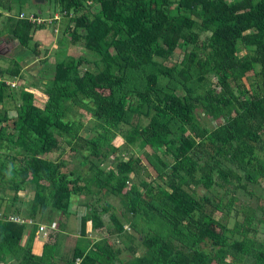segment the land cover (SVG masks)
I'll use <instances>...</instances> for the list:
<instances>
[{"label": "trees", "instance_id": "obj_1", "mask_svg": "<svg viewBox=\"0 0 264 264\" xmlns=\"http://www.w3.org/2000/svg\"><path fill=\"white\" fill-rule=\"evenodd\" d=\"M53 1L65 14L63 32L73 43L82 40L90 56L68 55L59 42L54 66L44 60V71L84 67L65 87L54 76L40 77L47 97L43 109L22 88L16 102V89L0 81V191L12 192L13 203L19 190L34 184L35 224H50L57 214L64 218L72 198L83 197L87 214L81 232L90 222L97 234H123L131 241L124 243L131 258L123 264H264V241L258 237L264 207L258 223L252 211L239 221V210L229 222L233 193L264 180V0H94L96 12L88 6L91 0ZM5 2L11 10L16 0ZM40 28L18 20L10 34L27 49ZM177 51L181 58L173 60ZM11 63L0 67V76L22 77L21 65ZM257 65L258 81L246 87L242 80ZM210 77L216 82L198 95L202 78ZM74 107L101 131L81 135L84 125L73 117ZM200 109L214 127L199 121ZM142 118L147 124L139 128ZM117 136L131 153L112 144ZM55 150L61 151L55 160L43 157ZM66 151L68 160L62 158ZM139 152L160 180L155 192L137 189V183L146 191L154 184L139 181V174H150ZM101 194L117 199V206L94 205L93 196L100 201ZM124 222L137 238L127 235ZM25 231V224L0 216V264H59L33 255L30 243L21 246ZM135 242L145 248L141 255ZM77 259L116 264L117 255L101 237L87 252L76 246L63 264Z\"/></svg>", "mask_w": 264, "mask_h": 264}, {"label": "rangeland", "instance_id": "obj_2", "mask_svg": "<svg viewBox=\"0 0 264 264\" xmlns=\"http://www.w3.org/2000/svg\"><path fill=\"white\" fill-rule=\"evenodd\" d=\"M227 2H230L231 0H226ZM36 2V3H35ZM91 5L88 6H93L92 11L96 12L98 7L95 4V1L91 0ZM15 4H13L12 7H14ZM174 8V6H172ZM15 8V7H14ZM16 11H22V13H24V15L27 17L30 14L33 15H38L39 17L42 18H46V19H50L54 16L55 13H59L58 10V5L56 4V2H54L53 0L50 1H45L44 0H33V3L30 2V0H27V4L23 7H19L16 6L15 8ZM41 12V14H39L38 12ZM64 18V17H62ZM61 18V20H62ZM60 20V21H61ZM46 24H48L46 22ZM57 23H53L51 26H53V28L47 30V32H38L37 34H32V39L30 40L29 46L27 49L23 48L21 49L20 46H17V52H15L17 55L20 54L19 49L22 51L21 54L26 55V57L24 58L25 63H28V67L25 70V74L23 72V76H22V85L24 90L27 91H31L32 94L35 96L34 97V104L39 107V108H43V106L46 103V95L44 96L43 90H44V83L42 81H40V77L41 78H52V76H54V81L56 84H58L59 86L65 87L67 86L79 73V70L84 66L80 67L77 70H67L65 71L62 68H58L56 69L55 73H51L50 71H44V66L42 64V62L44 60L48 61V67L51 68L54 66V55L56 54V52L58 51V47L61 48V46L63 48L66 47V51L68 55H71L73 57H78L80 55H86V56H90L88 55V52H86L85 50V46L83 41H78L77 43H73L72 42V37L70 34H66L63 32L64 30V22H60L59 26L57 25ZM49 25V24H48ZM58 27V28H57ZM55 28L58 29L55 30ZM206 35L202 34L200 35L201 39H204ZM13 37L9 36L5 42H8V47L10 48L11 45L9 43H12ZM62 41L63 45L58 46L59 42ZM35 44V45H34ZM32 50L36 51V54L33 53ZM3 53V51H2ZM10 54H12V61L16 62V63H20L22 61L20 56H16L14 54V52H11ZM244 54V51L241 49V47L239 48L238 51V56H242ZM182 52H176L173 55V60H179L181 58ZM252 55V54H249ZM7 57V56H6ZM8 59V57L6 58V60ZM11 59V57H10ZM23 61V62H24ZM4 63H0V66H2V68L5 66L6 68H8L10 65H8L7 61L5 62L6 65H1ZM22 67V66H21ZM47 67V68H48ZM260 72V67L259 65L256 66V69L253 70L252 72L248 73L243 80H242V84L245 85L246 87H248L249 82H257L258 81V76L257 74ZM7 77V76H6ZM8 79H13L11 77L8 78H4L5 81H9ZM10 84H13V81H9ZM215 78L210 77V79H203L202 78V85L200 87V89H198L197 94L202 96L208 89L209 87H211L214 83H215ZM234 86V85H233ZM256 86V85H255ZM12 89V88H11ZM256 89H258V87L256 86ZM14 99L17 101H19V95H18V91L15 92L14 94ZM15 101L11 100L7 103L6 107L9 108V110H12L14 107ZM1 106H0V111H1ZM201 110V109H200ZM199 110V111H200ZM80 115H79V114ZM73 117L76 118L77 120H79L80 122H82V124L84 125L83 130L81 131V135H83L84 137H92L95 136L96 133H99L101 130L94 129V125L95 122L92 120L91 116L88 115L87 113H85L83 110H79L77 107L73 108ZM13 115V113H12ZM198 119L199 121L204 124V125H209L211 127H214L216 123H214L212 121V119L209 117V115L207 114L206 111L201 110L200 112H198ZM147 118H142L140 119V125L139 128H141L142 126L147 124ZM117 138V139H116ZM112 144L114 145H119L121 146V150L124 151V147H126L124 145V140L121 138V136H117ZM126 149L129 150V153L132 152V148L131 147H126ZM147 152H150V149L147 148L146 150ZM61 151L55 150L50 154L44 155L43 157L50 159V160H55L56 158H58L59 154ZM127 154V153H126ZM125 154V155H126ZM142 152L138 153V156H140L141 160L143 161V165H145V167L148 168V172H150L148 177H145L142 174H139V181H143L144 183H148L150 181H152L154 184L150 185V187H148L147 191L145 189H142L140 186V183H137V189L141 192H155L156 190L159 189L158 184L155 182L159 181V179L156 178V174L151 170V168L149 167V165L147 164V162L145 161V159L143 158V156L141 155ZM71 156V154L66 151L63 155V159L64 160H68V158ZM19 159V155L17 156ZM128 157L125 156V158ZM113 161V156L110 157L107 161V165L108 167H111L113 165L112 163ZM17 167H19L20 163L16 162ZM22 165V164H21ZM86 169V167L84 168ZM67 171L66 169H63V172ZM35 179H32V181H34ZM31 182V181H30ZM161 185H163L165 187L164 183H161ZM26 188V189H25ZM24 192H28L30 194V196H34L35 195V185L34 184H26L24 186ZM246 190V192H245ZM197 194L198 195H202L204 192L201 188H198L197 190ZM252 192V195L250 196V193ZM249 193V194H248ZM103 194V193H102ZM102 194L100 195L102 198V200L100 199V201H96L94 198L95 196H93L92 199V203L96 206H100V208L104 205L105 201H109L110 203H112L114 206H117V199L113 200L111 199V197L109 196H102ZM236 200H235V204L233 207V211H231V220L229 222H232L235 215V211L239 210V214L237 216V219L239 221H241L244 217V212L248 211H252L253 215H254V220L255 223L256 220H261L262 219V207H264V180L260 182L259 186L257 185H247V187L242 190H237L235 193H233ZM9 198L11 199V195L10 193L8 194ZM25 196H27V194L25 193ZM77 198V197H75ZM111 199V200H110ZM81 201V202H80ZM1 202V199H0ZM83 203L84 204V199L83 198H79V202L78 204ZM13 205V203H10V200L6 201L4 203V206H7L8 209L9 207H11ZM220 214L216 215V218H220L219 216ZM103 218V222L104 225L107 226L110 229H113L112 227V223L108 218V215H102ZM71 222H75L70 221L69 219V223ZM125 226H124V230L127 231V235L128 236H134L135 238H137V234L134 233L128 226L127 222H124ZM74 225V224H72ZM229 226H232V224L230 223ZM261 232V231H260ZM68 234L71 232H67ZM106 235V234H105ZM261 235V236H260ZM44 236V235H43ZM261 237V240L264 241V227L263 230L261 232V234L259 233L258 237ZM131 241L127 240L126 237L122 234L120 237H116V236H112L109 238L108 240V245L112 248V250L116 253L117 255V259H116V264H123L121 263V261H129L130 260V252L128 251L127 247L129 246V244ZM124 243L126 245H128L127 247L124 245ZM138 250L136 252L137 255H141L144 251L145 248L139 243V242H135ZM65 255H68V252H65ZM40 257L45 258V256L41 255ZM54 258V257H53ZM53 258H51L52 261ZM45 260H47L45 258ZM65 262L60 261L59 264H63ZM8 264H17L16 262L12 261V262H8Z\"/></svg>", "mask_w": 264, "mask_h": 264}, {"label": "crops", "instance_id": "obj_3", "mask_svg": "<svg viewBox=\"0 0 264 264\" xmlns=\"http://www.w3.org/2000/svg\"><path fill=\"white\" fill-rule=\"evenodd\" d=\"M8 1H13V0H8ZM31 3H33V0H30ZM3 3V4H2ZM1 6H0V31L1 33H3L4 35H2L0 37V53L3 54L1 55V59H0V63H4L1 65H6L5 62L7 61L8 65L12 66L13 63H11L12 61V54H10L11 52H14V54L16 56H20L22 61L19 63L21 66V70H20V76H23L25 74V70L28 67V63H25L24 58L26 57V55L21 54V50L20 54L17 55L15 52H17V46L18 43L16 41V39L13 37L12 43H9L11 45V47H8V42H5L6 39L11 36L10 34V29L13 26V23L18 21V20H27V18L29 17H34V18H38L40 20H45L43 23L40 24H33V26H42V28L40 29H35L34 34H37L38 32H47V30L53 28V26H51L53 23H57L56 26L60 24V22L62 21H53L54 16H57L60 13H55L54 16L50 19H46V18H42L39 17L38 15H33L30 14L29 16H25L24 13H22V11H16L15 8L16 6L19 7H23L27 4V0H16L15 3V8L12 7L11 10L6 9V7L9 5L10 6V2L8 4H6L5 0H2ZM36 3V2H35ZM7 5V6H5ZM13 6V5H11ZM60 12V10H59ZM39 14H41V12H38ZM22 16V17H21ZM12 20V22L10 23V21ZM48 20H52L50 23L48 22ZM28 21V20H27ZM46 22L49 24H46ZM59 23V24H58ZM58 28V27H57ZM55 28V30L58 29ZM12 37V36H11ZM30 43V42H29ZM29 46V44H28ZM21 48V47H20ZM23 49V48H21ZM3 51V53H2ZM8 57V59L6 60V58ZM11 57V59H10ZM24 61V62H23ZM2 67V66H0ZM4 69L6 68L5 66L3 67ZM24 72V74H23ZM7 76V77H6ZM11 77L13 79H8L9 81H13V83L16 84V86L12 89H16L19 90L21 88H23L22 85V77L19 78L18 77H13L9 74H2L0 76V81L5 83V80H3L4 78H8ZM6 84V83H5ZM11 88V87H10ZM27 91V90H25ZM31 92V91H28ZM32 93V92H31ZM44 94V92L42 93ZM45 96V94H44ZM33 97H35L33 95ZM47 99V97H46ZM44 107V106H43ZM43 109V108H41ZM26 189V188H25ZM24 188L22 190H19L16 194L17 199L15 202H13V205L11 207L4 206V203L8 200H10V203L12 204V199H13V193L10 192L9 190H5V191H0V192H4L0 195V216H2L3 214L7 215V218H15L17 219L19 222L17 224H25L26 225V231L23 235L22 238V242H21V246L27 245L28 243H30L31 246V252L33 255L35 256H45V258L47 260H51V258H53V260L57 261L58 263L60 261H64L65 259H68L72 256V253L74 252V249L76 246H81L82 248L85 249V251L87 252L93 243H95L97 240H99V238H107V240H109L110 236L107 235V233H105V231H102L100 234H97L96 232L92 231L91 228V223L87 222L85 225V229H84V234L81 232V220L86 216L87 214V209L84 206L83 203L78 204L79 202V198H75L73 197L72 200L70 201V205L68 208V214L67 216H65L64 218H61L58 214L55 215L50 224H35L33 223V221L30 218V210H31V201L33 200V197L30 196V194L28 192H24L25 190ZM8 193H10V197L11 199H8ZM25 193L27 194V196H25ZM83 198V197H81ZM81 202V201H80ZM70 221H75V222H71L68 224ZM74 224V225H72ZM51 225H55L56 226V230L55 231H50V226ZM36 226L35 230L32 229V227ZM44 227L45 229L43 231H40V228ZM107 227V226H106ZM47 228V229H46ZM108 228V227H107ZM67 232H71V233H67ZM45 233V236H43ZM106 234V235H105ZM83 235H86L83 237ZM65 252H68V255H65Z\"/></svg>", "mask_w": 264, "mask_h": 264}, {"label": "built area", "instance_id": "obj_4", "mask_svg": "<svg viewBox=\"0 0 264 264\" xmlns=\"http://www.w3.org/2000/svg\"><path fill=\"white\" fill-rule=\"evenodd\" d=\"M65 14L64 13H61V14H58L57 16H54V18H53V21H59V20H61V18L64 16ZM22 17V16H21ZM69 18H71V15H69ZM27 20L30 22V23H32V24H40V23H43L45 20H40V19H38V18H34V17H29V18H27ZM52 20H48V22L50 23ZM71 26H73V23H71ZM4 80V79H3ZM14 81V80H13ZM5 83H6V85L7 86H9V87H11V88H14L15 86H16V84L15 83H13V84H10V82L9 81H5ZM13 221H15V222H19L17 219H12ZM45 228L44 227H41L40 228V231H43ZM75 263L76 264H79L80 263V260L79 259H77L76 261H75Z\"/></svg>", "mask_w": 264, "mask_h": 264}, {"label": "clouds", "instance_id": "obj_5", "mask_svg": "<svg viewBox=\"0 0 264 264\" xmlns=\"http://www.w3.org/2000/svg\"><path fill=\"white\" fill-rule=\"evenodd\" d=\"M12 219H15V218H10V221H12V222H14V223H18V222H15V221H13ZM47 229V228H46ZM56 230V226L55 225H51L50 226V231H55ZM44 236H45V233H44Z\"/></svg>", "mask_w": 264, "mask_h": 264}, {"label": "flooded vegetation", "instance_id": "obj_6", "mask_svg": "<svg viewBox=\"0 0 264 264\" xmlns=\"http://www.w3.org/2000/svg\"><path fill=\"white\" fill-rule=\"evenodd\" d=\"M1 55H3V54L0 53V56H1Z\"/></svg>", "mask_w": 264, "mask_h": 264}]
</instances>
